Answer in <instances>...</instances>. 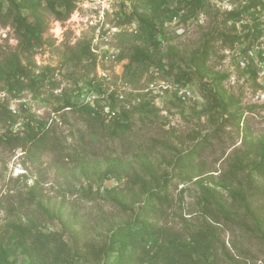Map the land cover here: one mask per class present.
<instances>
[{
    "label": "rangeland",
    "instance_id": "1",
    "mask_svg": "<svg viewBox=\"0 0 264 264\" xmlns=\"http://www.w3.org/2000/svg\"><path fill=\"white\" fill-rule=\"evenodd\" d=\"M124 3L136 6L141 17L151 16L145 0ZM168 5L183 15L164 24L160 47L126 30L110 43L120 58L117 68L106 71L103 95L98 96L88 95V82L100 80L93 60L70 59L78 44L87 40L83 24L76 25L72 17L56 21L41 9L47 28L43 39L48 42L43 40L42 46L25 52L8 19L0 15V70L14 55L30 70L28 78L38 80L35 88L16 95L8 93L0 80V109L11 112L9 118L0 114V137L8 132L22 136L30 117L48 121L54 129L48 149L37 156L28 147L0 142V264H34L16 243L15 225L30 230L27 245L44 235L45 240L60 239L83 252L89 242L96 246L108 242L113 231L132 224L133 216L181 239L209 225L215 234L216 264H264V235H258L254 226L259 219L264 230V179L245 169L239 182L233 183L256 219L245 217L241 202L231 200L232 187L222 182L235 158L258 161L257 150L264 153V0H207L197 11L183 0H168ZM21 6L29 19L26 3ZM116 17L120 20L118 13ZM134 48L152 60L132 62ZM203 52L202 82L194 78L191 85L178 87L174 83L178 72L195 70L192 62ZM44 68L52 70L50 76L38 79ZM151 83L153 89L148 87ZM200 83L216 90L222 109L202 98ZM110 92L122 96L115 111L124 109L128 115V129L121 135L87 123L74 109H60L66 98L81 104L88 97L89 103L105 107ZM197 145L202 147L200 152ZM178 155L188 156L189 173L173 166ZM106 158L130 165L146 180L166 175L169 201L162 214L143 215L138 209L143 207L142 199L129 206L131 211L108 200L103 189L124 188L126 179L99 183ZM253 187L259 190L249 197ZM202 188L216 191L227 213L244 218L246 230L235 223H215L204 215L198 203Z\"/></svg>",
    "mask_w": 264,
    "mask_h": 264
},
{
    "label": "trees",
    "instance_id": "2",
    "mask_svg": "<svg viewBox=\"0 0 264 264\" xmlns=\"http://www.w3.org/2000/svg\"><path fill=\"white\" fill-rule=\"evenodd\" d=\"M21 2L23 4L26 3V7L29 8L30 20L23 14ZM76 2L77 0H0V15H4L11 27H13L21 50L29 52L36 47L42 46L44 41L48 42V39H43L47 28L41 9L49 12L54 20L64 22L73 12ZM124 2L125 0H120L118 3L120 20L117 23L136 22V34L154 48L161 46L162 42L160 39L163 38L164 24L183 15L176 6L168 5V0H145L151 10V16L145 18L138 14L136 6H127ZM183 2L186 5H190L193 11H197L204 7L207 0H183ZM76 49L78 50L72 53L71 60L79 61V59L82 60L83 58L93 60L87 40H82ZM204 54L205 52L198 55L200 58L192 62L195 64V70L189 72L180 70L178 72L179 74L174 79V83L178 87L191 85L194 78L202 82L200 76L203 75V71L200 65L205 60L206 56ZM119 58L120 56H118V60ZM151 60L152 58L145 52L139 48H134L131 57L132 62H148ZM160 67L163 68L162 65ZM29 72L28 67H23L17 57L13 55L6 60L3 69L0 70V80L2 79L5 82L8 93L16 95L25 88L32 89V87L35 88L34 86L37 85V79L28 78ZM51 72L52 70L49 68L42 69V72L38 73V79L46 80ZM24 78H26V83H23ZM199 85L202 98L208 102L212 101L213 108L220 107L222 109L223 104L216 90L203 83ZM102 87L103 82L100 80L96 79L88 82V92H96L98 95H103ZM121 99L120 95L117 96L114 92H110L106 96L108 104L99 108L100 105L95 106L94 103L83 102L77 104L71 98H66L64 105L60 109H74L76 112L81 113L87 123L97 124L101 128L105 127L112 135H121L128 129V124L126 123L128 115L124 113L125 110L123 109L119 113L114 109L116 102H120ZM178 100L180 101L179 98ZM117 113L120 115L115 120ZM0 114H7V118L11 117V112L7 108L0 109ZM11 121L13 120L11 119ZM52 134H54V129L50 127L48 121L30 117L24 124L22 136L8 132L5 137H0V142L5 145L14 144L22 148L28 147L30 154L37 156L48 149ZM202 142H205V140L203 139ZM197 149L200 152L202 147L197 145ZM256 153L258 161L246 158V162L244 157L235 158L229 165L228 170L222 175V182L232 187L229 191L232 202H241V206L246 211L245 217L249 216L253 217V219L255 217L251 216L248 210V200H242L241 190L235 189L233 183L239 182L238 176L244 173L245 169H250L257 177L264 179V153L260 150H257ZM189 162L188 156L178 155L173 161V166L179 172H190L188 170ZM110 179L116 181L126 179L124 188L112 187L103 189L107 199L124 211H131L129 206L134 205L136 200L142 199L144 203L143 207H138L139 211H142L143 215L146 213L152 217H157L162 214L164 206L169 201L166 175L160 176L158 179L150 176L146 180L139 177L131 169L130 165H126L120 160L106 158L104 168L99 173L98 181L102 184ZM258 190L257 187H253L249 197L255 196ZM198 201L202 205L203 214L215 223H220L219 221L235 223L246 230V226L242 221L244 218H238L227 213L224 200L219 197L216 191L202 188ZM133 217L132 224L128 227L122 226L123 228L113 231L112 237L108 242L98 246L89 242L85 244L83 252H80L77 248H70L67 243L60 239L48 237V240H45L44 235L35 236L31 240V244L27 245L25 238H30L32 234L27 227H23L21 224L13 226L14 237H16L17 245L25 249L34 264H77L78 260L82 261L83 264H120L121 261L122 264L124 262L126 264L217 263L213 254L215 234L209 228V225L203 230L191 231L190 237L181 239L165 229L154 227L148 220L141 219V216ZM262 225V222L256 219L254 226L260 236L264 235V230H261ZM49 243L53 244V248H49Z\"/></svg>",
    "mask_w": 264,
    "mask_h": 264
},
{
    "label": "built area",
    "instance_id": "3",
    "mask_svg": "<svg viewBox=\"0 0 264 264\" xmlns=\"http://www.w3.org/2000/svg\"><path fill=\"white\" fill-rule=\"evenodd\" d=\"M118 3V0H77L74 10L69 16V18H73L72 22L76 25L83 24L84 29H88L86 39L100 81L108 78L106 71L109 72L118 66V49L110 43L122 31L136 32L137 30V23L134 21L115 26L118 22L116 17L119 12ZM81 12H84L85 15ZM148 87L153 89L154 84L151 83ZM91 94L98 96L96 92H90L88 95ZM89 99L90 97L85 103H89ZM105 112L107 111L105 110Z\"/></svg>",
    "mask_w": 264,
    "mask_h": 264
}]
</instances>
